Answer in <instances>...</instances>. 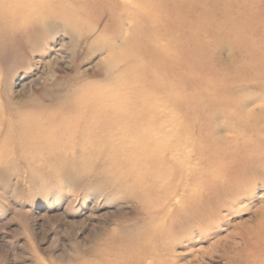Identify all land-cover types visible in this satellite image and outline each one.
Listing matches in <instances>:
<instances>
[{
  "label": "rangeland",
  "instance_id": "rangeland-1",
  "mask_svg": "<svg viewBox=\"0 0 264 264\" xmlns=\"http://www.w3.org/2000/svg\"><path fill=\"white\" fill-rule=\"evenodd\" d=\"M68 1L50 2L54 17L0 52V264H264V64L228 37L203 36L193 71L209 73L203 83L212 88L199 99L208 117L189 116L190 132L219 153L208 163L181 158L184 140L171 132L169 150L151 147L159 159L141 168L132 162L146 150L120 139L113 116L86 120L116 106L90 95L116 91L118 73L105 67L111 45L133 31L128 6L116 23L107 13L86 15L82 29L65 23L73 9L84 12ZM216 1L222 7L200 8L257 19L239 24L264 55V0L258 8ZM180 111L177 121L186 119Z\"/></svg>",
  "mask_w": 264,
  "mask_h": 264
},
{
  "label": "bare ground",
  "instance_id": "bare-ground-1",
  "mask_svg": "<svg viewBox=\"0 0 264 264\" xmlns=\"http://www.w3.org/2000/svg\"><path fill=\"white\" fill-rule=\"evenodd\" d=\"M52 1L54 0H0V52L15 49L13 45L20 42L18 36L23 30L51 20V16L54 17L52 13L54 5L50 3ZM57 1L67 3L68 0ZM72 2L79 6L75 7L76 11L78 8L85 13L79 11L76 14L73 9L75 14L72 12L73 15L70 16L68 14L71 10L67 14L64 12L70 17V20L64 18L68 27L80 24L83 29L91 22H85V16L93 20L94 13L98 14V12L107 13L109 20L114 19L116 23V18H119L118 12L126 9L127 6L128 14L122 13V15L125 14L126 18L133 21V31L126 30L121 33L118 37L121 44H112L108 54L109 59L105 68L111 73H118L113 80L115 86L113 90L116 91L90 95L92 100L105 105L116 104V106L109 105L110 111L106 108L104 111L101 108L94 110L86 120L96 119L94 117L98 115L106 116L107 113L113 116L117 124L119 122L122 132L120 139L133 140L134 151L141 147L146 150L147 154L143 156L145 159L134 158L133 161L138 162H132L136 166L141 164V168L144 167L143 164L159 159L157 157L159 153L151 152V147L159 146L160 153L169 150L166 145L169 143L168 133L171 132L175 138L184 140L181 158L190 155L195 156V162H212L219 153L215 142L208 137L203 142L202 136L193 137L190 132L193 127L189 116L198 113L202 119H207L208 116L204 114L203 109L209 104H205L202 108L199 99L202 97L201 94L210 92L212 88L208 85L204 86L203 83L209 73L204 72V76V74L197 75L193 71L203 62L201 53L205 49L203 45L206 42L201 39L206 35L211 36L213 41L228 37L236 46L246 47L249 55L264 64V55L259 56L258 51L252 48L246 27L243 28L239 24L257 19L251 13L244 11L237 13L240 18L237 22L231 9L225 8L227 12L213 15L211 10L200 8L202 2L222 7V3L216 0H129L128 4L116 0H72ZM250 6L261 7V1L253 0ZM61 10L63 11V8ZM228 28L232 30L228 31ZM188 43L193 44L189 53L185 49ZM260 44L264 47V39H261ZM240 68L242 65L238 69ZM214 76L216 74L213 73L212 77ZM169 102L174 104V107L168 105ZM178 110H181L180 112L186 110L187 114L184 116L186 119L177 121L178 117L182 116L178 114ZM128 119L132 120L129 124ZM246 159L252 162L255 156L252 157L250 154ZM213 175L215 174L212 173ZM212 176L205 180L207 185L214 182L210 180L213 179ZM154 177L155 182L160 181V183L165 179L162 175ZM196 179H200V176ZM139 197L145 198V196ZM252 260H257V256Z\"/></svg>",
  "mask_w": 264,
  "mask_h": 264
}]
</instances>
